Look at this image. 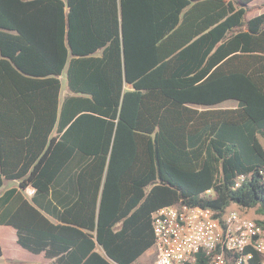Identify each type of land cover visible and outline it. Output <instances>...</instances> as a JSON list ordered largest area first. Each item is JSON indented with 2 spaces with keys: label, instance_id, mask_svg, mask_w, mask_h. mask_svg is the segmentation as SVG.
<instances>
[{
  "label": "trees",
  "instance_id": "1",
  "mask_svg": "<svg viewBox=\"0 0 264 264\" xmlns=\"http://www.w3.org/2000/svg\"><path fill=\"white\" fill-rule=\"evenodd\" d=\"M255 1L0 0V66L11 68L0 102L44 101L52 126H69L64 156L77 149L91 160L82 230L26 202L8 221L22 247L61 242L76 246L77 264H133L154 246L153 214L177 204L254 210L264 227V13L249 18ZM229 101L237 106H220ZM3 172L0 158V188ZM53 174L27 183L47 192Z\"/></svg>",
  "mask_w": 264,
  "mask_h": 264
},
{
  "label": "crops",
  "instance_id": "2",
  "mask_svg": "<svg viewBox=\"0 0 264 264\" xmlns=\"http://www.w3.org/2000/svg\"><path fill=\"white\" fill-rule=\"evenodd\" d=\"M258 1L256 0L253 5ZM18 54L19 52H16V56ZM1 59L8 58L0 55ZM15 69L21 73L17 68ZM9 70H11L10 67L0 66V80L11 77ZM22 75L30 79V76ZM22 80L26 82V79ZM60 80L61 110L69 91L63 92L62 76ZM6 83L12 86L13 81L10 79ZM4 104L5 107H3ZM0 111L5 113L0 116V158L4 170L0 188V245L3 252L0 264H77L81 255L76 246L65 251L60 242L59 245L45 248L40 253L31 252L19 244L18 231L9 225L8 221L19 213L24 203L28 202L53 224L82 230L76 223L82 221L83 205L88 199L84 197V186L87 187L91 180L84 175L86 174L84 170L89 168L91 160L85 158L77 149L68 157L64 156L70 144L63 143L60 147V143L69 126L59 131V118L52 126L51 116L48 115L50 106L44 101L17 102L15 100L11 104L4 101L0 102ZM61 157H64L62 162H60ZM47 169L54 173L47 192L38 191L27 183L34 172L44 178L42 173ZM41 182H46V178ZM125 205L126 201H123V212ZM99 206L100 196L96 203L97 213ZM247 216L250 217V215ZM47 241L43 239L44 243ZM96 251L107 257L98 245ZM154 260L155 252L152 248L133 264H153Z\"/></svg>",
  "mask_w": 264,
  "mask_h": 264
},
{
  "label": "built area",
  "instance_id": "3",
  "mask_svg": "<svg viewBox=\"0 0 264 264\" xmlns=\"http://www.w3.org/2000/svg\"><path fill=\"white\" fill-rule=\"evenodd\" d=\"M152 218L153 264H264V227L239 209L230 207L220 214L177 204L156 211Z\"/></svg>",
  "mask_w": 264,
  "mask_h": 264
},
{
  "label": "rangeland",
  "instance_id": "4",
  "mask_svg": "<svg viewBox=\"0 0 264 264\" xmlns=\"http://www.w3.org/2000/svg\"><path fill=\"white\" fill-rule=\"evenodd\" d=\"M255 7H259V9L255 10L254 12H252L249 17H254L256 15L262 14L264 13V0H259L256 4H254ZM62 84H63V92L68 91V83H67V75L64 74L62 76ZM64 95V93H63ZM223 108H229V107H235L237 106V103L234 101H229L226 103H223L222 105H220ZM263 146H264V139L262 140ZM236 209H238L237 207H234ZM246 215H250V217H255L258 218L257 214L255 213L254 210L249 211L246 213Z\"/></svg>",
  "mask_w": 264,
  "mask_h": 264
}]
</instances>
